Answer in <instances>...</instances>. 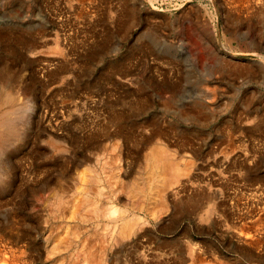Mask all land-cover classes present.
Returning <instances> with one entry per match:
<instances>
[{
    "label": "rangeland",
    "instance_id": "1",
    "mask_svg": "<svg viewBox=\"0 0 264 264\" xmlns=\"http://www.w3.org/2000/svg\"><path fill=\"white\" fill-rule=\"evenodd\" d=\"M0 33V264H264V0H0Z\"/></svg>",
    "mask_w": 264,
    "mask_h": 264
},
{
    "label": "bare ground",
    "instance_id": "2",
    "mask_svg": "<svg viewBox=\"0 0 264 264\" xmlns=\"http://www.w3.org/2000/svg\"><path fill=\"white\" fill-rule=\"evenodd\" d=\"M127 4H128V3H127ZM126 11H127V10H126ZM124 24H126V23H124ZM9 32H10V31H9ZM0 34H1V33H0ZM3 34H4V33H3ZM3 34H2V35H3ZM9 35H10V34H9ZM9 35H8V37H9ZM16 35H17V34H16ZM23 36L25 37V35H23ZM32 36H33V35H32ZM4 37H5V36H4ZM20 38H21V37H20ZM31 38H32V37H31ZM4 39H5V38H4ZM24 39H25V38H24ZM24 39H23V40H24ZM10 40H11V38H10ZM18 40H20V39L18 38ZM27 41H28V40H27ZM19 42H20V41H19ZM15 43H17V41H16ZM21 43H22V42H21ZM31 43H32V42H31ZM31 43H30V45H31ZM22 44H24V43H22ZM30 50H31V49H30ZM33 51H34V50H33ZM30 52H31V51H30ZM1 72H2V71H1ZM0 87H1V86H0ZM6 87H8V85H7ZM13 88H14V87H13ZM13 88H12V89H13ZM15 89H16V88H15ZM10 90H11V89H10ZM1 91H2V89H1ZM1 91H0V92H1ZM3 92H4V91H3ZM18 93H19V91H18ZM1 94H2V93H1ZM22 94H23V92H22ZM25 95H26V94H25ZM27 96H28V95H27ZM23 97H24V96H23ZM25 98H26V97H25ZM0 99H1V100H0V111H1V112H0V148H2L3 145H4V142H5V139H4L5 136H6V135L16 134L18 129H17L16 126L14 125V119L12 118V117H13V114H15V111H14L15 108H13V109H8V110H5V108H3V107H5V106H11L10 108L15 107V106H14V105H15V100H14V96L12 95V92L6 90L5 93H4V96H3L2 98H0ZM32 101H33V100H32ZM25 102H26V101H25ZM29 103H30V102H29ZM26 104H27V103H26ZM26 104H25V105H26ZM20 105H21V104H20ZM22 105H24V104L22 103ZM27 106H28V105H27ZM20 107H22V106H20ZM20 107H19V108H20ZM19 108H18V109H19ZM21 109H22V108H21ZM26 109H27V108L25 107V108L22 109V110L25 111ZM22 110H20V111H22ZM24 111H23V112H24ZM28 111H29V110H28ZM13 112H14V113H13ZM19 117H20V113H19ZM44 117H45V116H44ZM14 118H15V117H14ZM44 119H45V118H44ZM57 119H58V118H57ZM19 120H20V119H19ZM114 120H115V119H114ZM118 120H119V119H118ZM121 120H122V119H121ZM48 121H49V120H48ZM59 122H60V121H59ZM55 123H57V122H55ZM55 123H54V124H55ZM49 124H50V123H49ZM54 124H53V125H54ZM59 124H60V123H59ZM59 124H58V125H59ZM25 125H26V124H25ZM120 126H121V125H120ZM53 127H54V126H53ZM53 127H52V128H53ZM60 127H61V125H60ZM60 127H59V128H60ZM50 130H51V129H50ZM52 130H53V129H52ZM53 131H54V130H53ZM44 132H45V131H44ZM47 132H48V130H47ZM125 132H126V131H125ZM73 133H74V132H73ZM123 133H124V132H123ZM48 134H49V133H48ZM19 135H20V133H19ZM49 136H50V135H49ZM88 136H89V135H88ZM54 137H55V136H54ZM18 139H19V138H18ZM53 139H56V138H53ZM58 139H59V137H58ZM86 139H87V138H86ZM8 140H9V138H8ZM60 140H61V139H60ZM75 140H76V139H75ZM87 140H88V139H87ZM50 141H52V140L50 139ZM56 141H57V140H56ZM7 142H8V141H7ZM58 142H59V141H58ZM61 142H62V141H61ZM63 143H64V142H63ZM52 144H53V142H51V145H52ZM55 146H56V145H55ZM64 146H65V145H64ZM53 147H54V146H53ZM53 147H52V148H53ZM58 147H60V146L58 145ZM156 148H157V147H156ZM58 149H59V148H58ZM153 149H154V148H153ZM55 150H56V149H55ZM61 150H62V149H61ZM154 150H155V149H154ZM53 151H54V150H53ZM63 151H64V150H63ZM158 151L160 152V149H159ZM158 151H157V153H158ZM1 152H2V151H1ZM55 152H57V151H55ZM151 152H152L153 154L151 153V156H150L149 159H151L152 162H156L159 166L161 165L162 168H159L160 170H161V169H164V170H162V171H165L169 166H170V168H172V167L175 168V167H176V166H174V165L172 164V162H170L171 160H169V162H168V160L166 159V158H168V157H164V156L162 155V153H160V154H156V153L153 152V150H152ZM162 152H163V151H162ZM167 152H168V151H167ZM170 152H171V151H170ZM173 153H174V152H173ZM173 153H172V154H173ZM7 154H8V153H7ZM148 154H149V153H148ZM169 157H170V155H169ZM0 161H1V160H0ZM150 162H151V161H150ZM180 162H181V161H180ZM180 162H179V163H180ZM4 163H5V162H4ZM174 163H175V162H174ZM84 164H85V163H84ZM150 164H151V166H152V163H150ZM154 164H155V163H154ZM85 165H86V164H85ZM168 165H169V166H168ZM172 165H173V166H172ZM176 165H178V162L176 163ZM2 166H3V164H2ZM161 166H160V167H161ZM167 166H168V167H167ZM189 166H190V165H189ZM4 167H5V166H4ZM9 167H10V166H9ZM149 167H150V166H149ZM185 167H186V165H185ZM185 167H184V168H185ZM7 168H8V167H7ZM146 168H147V167H146ZM146 168H145V169H146ZM152 168L154 169V167H151V169H152ZM176 168H177V167H176ZM176 168H175V169H176ZM145 169H144V170H145ZM153 169H152V170H153ZM172 169H173V168H172ZM185 169H186V168H185ZM3 170H4V169H3ZM85 170H87V167H86ZM90 170H91V169L89 168V172L92 171V170H91V171H90ZM173 170H174V169H173ZM167 171H168V170H167ZM167 171H166V172H167ZM174 171H175L176 173H179V171H181V170L178 171V168H177V169L174 170ZM185 171H186V170H185ZM185 171H183V172H185ZM187 171H188V170H187ZM3 172H5V171H3ZM87 172H88V170L86 171V173H87ZM154 172L156 173V170H155ZM170 172H172V171H170ZM168 173H169V171H168ZM172 173H173V172H172ZM186 173H187V172H186ZM80 174H81V173H80ZM170 174H171V173H170ZM10 175H11V174H10ZM174 175H175V174L173 173V175H172L173 178H174ZM184 175H186V174L184 173ZM61 176H62V175H61ZM80 176H81V175H80ZM88 176L91 178V176H90L89 174H88ZM96 176H98V174H97ZM149 176H150V175H149ZM178 176H179V175H178ZM11 177H12V176H11ZM86 177H87V175H85L84 179H85ZM151 177H152V176H151ZM151 177H150V178H151ZM155 177H156V175H155ZM155 177H152V180H153V181L155 180V179H153V178H155ZM165 177H166V176H165ZM165 177H163V178H165ZM170 177H171V176H170ZM93 178H94L95 180H96V179H99V178H95V176H94ZM147 178H148V177H147ZM150 178H148V179L150 180V181H148V182H149V185H150V182H151V179H150ZM9 179H10V178H9ZM59 179H60V178H59ZM61 179H62V178H61ZM148 179H146V180H148ZM156 179H157V178H156ZM165 179H166V178H165ZM171 179H172V178H169V180H171ZM179 179H180V178H179ZM179 179L177 180V181H178L177 183H180V182H179ZM0 180H1V179H0ZM81 180H82V179H81ZM87 180H89V178H88ZM169 180H168V181H169ZM58 181H59V180H58ZM85 181H86V179H85ZM158 181H159V180H158ZM72 182H73V181H72ZM75 182H76V181H75ZM79 182H80V180H79ZM81 182H82V181H81ZM86 182H87V181H86ZM86 182H85V183H86ZM148 182H147V183H148ZM60 183H61V182H60ZM144 183H145V182H144ZM156 183H158V182H156ZM80 184H81V183H80ZM96 184H97V183H96ZM153 184H154V183H153ZM169 184H170V182H169ZM171 184H172V182H171ZM62 185H63V184H62ZM132 185H133V184H132ZM165 185H166V183H165ZM172 185H174V183H173ZM172 185H171V186H172ZM76 186H77V188H78V184H77ZM83 186H85V185H83ZM92 186H93V185L88 186V187L90 188V187H92ZM152 186H154V185H152ZM166 186H167V185H166ZM175 186H176V185H175ZM94 187H95V186H94ZM139 187H140V185H139ZM144 187H145V186H144ZM82 188H83V187H82ZM100 188H101V189H100ZM100 188H99V189H100L101 192H102L103 187L100 186ZM128 188H129V187H128ZM134 188H135V187H133V189H134ZM149 188H151V187H149ZM149 188H148V186H147V189H148V190H149ZM154 188H156V187L154 186ZM161 188H162V187H161ZM0 189H1V188H0ZM80 189H81V188H80ZM84 189H85V188H84ZM86 189H87V188H86ZM86 189H85V190H86ZM90 189H93V187L90 188ZM105 189H106V188H105ZM144 189H145V188H144ZM147 189H146V190H147ZM159 189H160V187H159ZM166 189H168V188H166ZM187 189H188V188H187ZM75 190H76V189H75ZM75 190H73V191H75ZM95 190H96V189H95ZM103 190H104V189H103ZM134 190H135V189H134ZM140 190H141V188H139V191H140ZM189 190H190V189H189ZM73 191H70V193H71V192L73 193ZM89 191H90V190H87V191H85V192L87 193V192H89ZM91 191H92V190H91ZM93 191H94V190H93ZM131 191H132V190H131ZM131 191L128 192V193H132ZM139 191L137 190V192H139ZM218 191H219V190H218ZM2 192H3V191H2ZM54 192H55V191H54ZM66 192H67V191H66ZM68 192H69V190H68ZM80 192H81V191H80ZM80 192H78V193H80ZM101 192H100V193H101ZM134 192H135V191H134ZM143 192L145 193V191H143ZM143 192H142V193H143ZM146 192H147V191H146ZM170 192H171V191H170ZM90 193H91V192H90ZM90 193H89V194H90ZM96 193H97V191H96ZM144 193H143V194H144ZM148 193H149V192H148ZM157 193H158V192H157ZM80 194L82 195V192H81ZM84 194H85V193H84ZM84 194H83V195H84ZM91 194H92V193H91ZM91 194H90V195H91ZM132 194H133V193H132ZM138 194H139V193H138ZM159 194H160V191H159ZM162 194H163V191H162ZM200 194H201V193H200ZM200 194H198V195H194V197H196V198H194V200H195V199H197V200L201 199V198H202V195L200 196ZM203 194H204V193H203ZM219 194H220V193H219ZM83 195H82V196H83ZM90 195H89V196H90ZM144 195H145V194H144ZM53 196H54V195H53ZM64 196H65V194H64ZM67 196H68V195H67V193H66V197H67ZM72 196H73L72 198H74V194H73ZM91 196H92V195H91ZM93 196H94V195H93ZM96 196H97V195H96ZM99 196L103 197L102 194H101V195L99 194ZM133 196H134V195H133ZM154 196H155V195H154ZM160 196H161V194H160ZM76 197H77V196H76ZM149 197H150V196H149ZM156 197H158V196L156 195ZM156 197H155V198H156ZM57 198H59V195H57ZM62 198H63V196H62ZM67 198H68V197H67ZM67 198H66V199H67ZM85 198H86V195H84V199H85ZM95 198H96V197H95ZM95 198H94V199H95ZM105 198H106V197H105ZM141 198H142V197H141ZM161 198H162V196H161ZM163 198H164V197H163ZM70 199H71V198H70ZM78 199H79V198H78ZM82 199H83V198H82ZM82 199H81V197H80V200H79V201H82V202L84 201V202L86 203L87 201H85V200H90V197H89V199H85V200H82ZM52 200H53V199H52ZM55 200H56V198H55ZM62 200H63V199H62ZM71 200H72V199H71ZM91 200H92V199H91ZM153 200H154V199H153ZM159 200H160V199H159ZM242 200H243V199H242ZM136 201H137V200H136ZM192 201H193V199H192ZM56 202H57L58 206H60V204L58 203V202H60V198L57 199ZM56 202H55V203H56ZM97 202H98V201H97ZM97 202H96V203H97ZM101 202H102V201H101ZM137 202H138V201H137ZM61 203H62V202H61ZM66 203H67V201H66ZM71 203H72V202H71ZM71 203H70V205H71ZM85 203H84V204H85ZM96 203H95V204H96ZM139 203H141V202H139ZM145 203H146V202H145ZM161 203H162V202H161ZM64 204H65V203H64ZM68 204H69V202L66 204L67 207L69 206ZM76 204H77V203H76ZM84 204H83V206H84ZM97 204H98V203H97ZM128 204H129V203H128ZM135 204H136V202H135ZM135 204H133V205L136 207ZM149 204H150V203H149ZM253 204H254V203H253ZM55 205H56V204H55ZM55 205H53V206H54L53 208L56 207ZM61 205H62V204H61ZM143 205L146 207L145 204H143ZM92 206H93V205H91L90 207H92ZM101 206H102V205H101ZM129 206H131V205H129ZM150 206H151V205H150ZM154 206H155V205H154ZM163 206H164V205H163ZM88 207H89V205H88ZM90 207L87 208V209H88V210L91 209ZM103 207H104V206H103ZM131 207H132V206H131ZM139 207H140V205H139ZM60 208H61V207H60ZM64 208H65V207H64ZM68 208H69V207H68ZM92 208L94 209V206H93ZM95 208H96V207H95ZM97 208H99V210H100L101 207H98V206H97ZM105 208H106V206H105ZM113 208H114V207H113ZM250 208H251V207H250ZM61 209H62V208H61ZM66 209H67V208H66ZM66 209H64L63 211H65ZM70 209H71V208H70ZM136 209H138V208H136ZM136 209H135V210H136ZM149 209H150V208H149ZM56 210H57V209H56ZM85 210H86V209H85ZM95 210H96V211H99L98 209H95ZM102 210H103V208H102ZM131 210H133V208H131ZM135 210H134V211H135ZM151 210H152V209H151ZM153 210H154V209H153ZM96 211H94V212H96ZM100 211H101V210H100ZM100 211H99V212H100ZM104 211H106V210H104ZM104 211H102L101 213L103 214ZM124 211H125V210H124ZM124 211H122V212H124ZM128 211H129V210H128ZM139 211H140V210H138V212H139ZM55 212H56V211H55ZM58 212H59V211H58ZM60 212H61V211H60ZM94 212L92 211L93 215H94ZM99 212H98V213H99ZM136 212H137V211H136ZM140 212H141V211H140ZM145 212H146V211H145ZM130 213H131V212H130ZM130 213H128L129 216H130ZM252 213H253V212H252ZM68 214H69V213H68ZM89 214H90V213H88V215H89ZM96 214H97V213H96ZM102 214H101V216H102ZM112 214H113V213H112ZM139 214H140V213H139ZM139 214H138V215H139ZM104 215H105V214H104ZM106 215H108V214H106ZM119 215H120V214H119ZM138 215H137V216H138ZM80 216H81V215H80ZM95 216H96V215H95ZM109 216H111L110 213H109ZM129 216H128V217H129ZM88 217H90V216H87L86 219H87ZM96 217H98V216H96ZM103 217H104V216H103ZM103 217H102V218H103ZM111 217H112V216H111ZM128 217H126V216H122V217L120 218V220H119L120 223H121V224H120V225H121V227H120V228H121V231H120V232H121V234H122L123 236H128V235H130V233H132V229H133V227H134L133 224H134V223L136 224V222H137V221H134V223H133V222L130 221L129 219H128L129 221L126 220V218H128ZM199 217H200V216H199ZM112 218H114V217H112ZM137 218H138V217H137ZM137 218L135 217V219H137ZM88 220H89V218H88ZM90 220H91V218H90ZM132 220H133V219H132ZM109 221H110V220H109ZM115 221H116V220H115ZM86 222H88V221L86 220ZM107 222H108V221H107ZM89 223H90V222H89ZM108 223H109V222H108ZM86 224H87V223H86ZM135 224H134V225H135ZM83 225H84V224H83ZM118 226H119V225H118ZM135 226H136V225H135ZM136 228H137V227H136ZM256 229H257V228H256ZM76 230H77V229H76ZM76 230H75V231H76ZM80 230H81V229H80ZM80 230H77V231H80ZM85 230H86V229H85ZM85 230H84V231H85ZM117 230H118V229H117ZM75 231H74L73 234L71 233V235H75L76 233H78L77 231H76V232H75ZM90 231H91V230H90ZM113 231H114V230H113ZM115 231H116V230H115ZM258 231H259V230H258ZM258 231H257V232H258ZM81 232H82V230H81ZM79 233H80V232H79ZM85 233H86V232H85ZM85 233H84V234H85ZM243 233H244V232H243ZM247 233H248V232H247ZM82 234H83V233H82ZM92 234H93V233H92ZM117 234H119V233L117 232ZM132 234H133V233H132ZM132 234H131V235H132ZM87 235H88V234H87ZM87 235H86V236H87ZM258 235H259V234H258ZM88 236H89V235H88ZM123 236H122V237H123ZM78 237H79V236H78ZM245 237H246V236H245ZM242 238H243V237H242ZM251 240H252V239H251ZM87 241H88V240H87ZM247 241H248V240H247ZM253 241H254V240H253ZM250 242H251V241H250ZM88 243H89V242H88ZM89 244H90V243H89ZM88 246H89V245H88ZM58 247H59V246H58ZM60 247H61V246H60ZM85 248H86V247H85ZM88 253H89V250H88L87 254H88Z\"/></svg>",
    "mask_w": 264,
    "mask_h": 264
}]
</instances>
